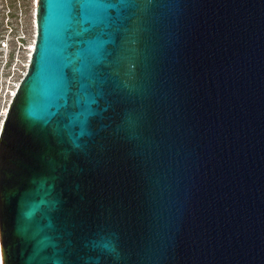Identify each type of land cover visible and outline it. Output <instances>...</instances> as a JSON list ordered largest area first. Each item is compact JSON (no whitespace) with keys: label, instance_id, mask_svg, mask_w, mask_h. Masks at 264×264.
<instances>
[{"label":"water","instance_id":"95a60500","mask_svg":"<svg viewBox=\"0 0 264 264\" xmlns=\"http://www.w3.org/2000/svg\"><path fill=\"white\" fill-rule=\"evenodd\" d=\"M109 12L94 81L78 96L64 69L53 103L38 0L0 132L4 264H264V0Z\"/></svg>","mask_w":264,"mask_h":264},{"label":"snow or ice","instance_id":"6c2138e0","mask_svg":"<svg viewBox=\"0 0 264 264\" xmlns=\"http://www.w3.org/2000/svg\"><path fill=\"white\" fill-rule=\"evenodd\" d=\"M128 4L129 0H46L45 36L47 39L50 24H54L58 61L54 69V83L45 77L41 85L46 91L54 88L53 103L65 100L72 89L73 82L64 73V69L69 67L74 73L78 96L86 94L94 81L93 68L102 56V45L105 43L99 37L108 34L107 30L114 25L109 10L127 7ZM91 33H96V37L86 40L85 36ZM0 264H4L2 255Z\"/></svg>","mask_w":264,"mask_h":264},{"label":"rangeland","instance_id":"374dc122","mask_svg":"<svg viewBox=\"0 0 264 264\" xmlns=\"http://www.w3.org/2000/svg\"><path fill=\"white\" fill-rule=\"evenodd\" d=\"M37 6L36 0H0V45L2 37L5 36L8 52H12L13 61L17 63L14 77L17 81L27 73L34 49L37 34ZM18 37L22 38L24 44L21 49H18L20 44L16 41ZM5 50L0 47V70L4 63L3 57L7 55ZM8 107L9 102L0 104V132Z\"/></svg>","mask_w":264,"mask_h":264},{"label":"built area","instance_id":"2783aa9c","mask_svg":"<svg viewBox=\"0 0 264 264\" xmlns=\"http://www.w3.org/2000/svg\"><path fill=\"white\" fill-rule=\"evenodd\" d=\"M4 38L5 36L2 37L1 39L0 47L3 50L7 49V51L5 50L7 52V55L3 57L4 63L2 64L3 65L2 69L0 70V104H3L5 102H9L10 104L11 100L13 99V97L15 96L17 92L20 81L23 78L18 81L14 79L16 71H17V66H16L17 63L15 62V60L13 61L12 52H8V44L6 43ZM16 41L20 43L18 49H21V46L24 45L22 38L18 37L16 38ZM11 55H12V58H10Z\"/></svg>","mask_w":264,"mask_h":264},{"label":"bare ground","instance_id":"6f19581e","mask_svg":"<svg viewBox=\"0 0 264 264\" xmlns=\"http://www.w3.org/2000/svg\"><path fill=\"white\" fill-rule=\"evenodd\" d=\"M37 2V5H38V0H36ZM36 42V41H35ZM34 48H35V45H34ZM34 50V49H33ZM32 55V54H31ZM0 255H2V249H1V240H0Z\"/></svg>","mask_w":264,"mask_h":264}]
</instances>
